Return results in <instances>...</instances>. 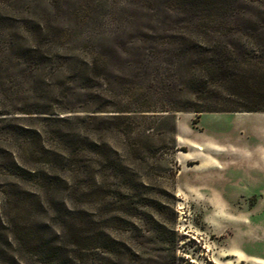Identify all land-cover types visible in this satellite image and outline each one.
<instances>
[{"label":"rangeland","instance_id":"374dc122","mask_svg":"<svg viewBox=\"0 0 264 264\" xmlns=\"http://www.w3.org/2000/svg\"><path fill=\"white\" fill-rule=\"evenodd\" d=\"M233 5L240 16L257 13L250 3ZM189 10L183 0H0V84H27L24 46L39 45L51 60L39 84H57L59 93L68 71L51 74L61 58L82 56L88 49L81 40L96 38L101 81L119 102L122 84H139L140 92L148 84L145 58L174 60L155 41L178 36ZM54 39L69 46L55 47ZM82 82L69 84L74 104L83 98ZM21 97L3 100L19 105ZM77 114L68 122L12 114L20 118L12 123L39 128L38 144L48 146L55 144L50 126L71 125L66 132L87 133L114 150L108 157L119 175L96 192L89 180H70L44 195L7 174L0 139V264H264V112L134 115L129 128L113 121L107 130L99 119L89 132ZM93 161L109 162L101 154Z\"/></svg>","mask_w":264,"mask_h":264},{"label":"trees","instance_id":"16d2710c","mask_svg":"<svg viewBox=\"0 0 264 264\" xmlns=\"http://www.w3.org/2000/svg\"><path fill=\"white\" fill-rule=\"evenodd\" d=\"M236 1L183 0L190 5L193 16L177 26L178 36H163L155 41L169 51L165 55L175 53L174 60L167 62L162 58L164 63H158L152 51L154 54L142 64L152 68L146 91L140 92L139 84H122L124 92L119 102L111 96V84L101 81L103 62L96 55V38L81 40L88 49L82 56L61 58V66L51 74L55 77L68 71L67 81L60 83L59 93L57 84L47 87L39 84V73L50 63V57L40 51L39 45L26 44L27 84L9 87L0 84V100L19 91L23 100L19 105L6 104L4 100L0 103V133L3 135L0 139L7 144L3 153L9 156L4 157L7 174L32 184L44 195L53 194V185H66L70 180H89L93 183L88 186L89 191L96 192L109 177L119 175L108 157L114 150L106 143L89 139L87 133L66 132L71 125L50 128L48 124L55 144H38L42 130L13 124L20 118L12 114L68 122L82 112L81 127L89 132L97 131L95 124L99 119L109 130L113 121L117 126L129 128L134 115L148 118L174 112H264V0H241L244 7L250 3L257 12H241V16L239 11L232 10ZM52 43L55 47L69 46L58 39ZM184 62L187 72L180 74ZM78 79L84 84L80 87L83 98L79 104H74L71 97L75 90L69 84ZM178 81L183 84H176ZM59 94L61 98L56 101ZM42 114L44 116H38ZM102 115L104 117L100 118ZM43 133L48 134L46 130ZM12 140L19 143L16 151L7 148ZM82 153H87L88 158ZM100 154L109 162H96L98 166H94L92 160Z\"/></svg>","mask_w":264,"mask_h":264}]
</instances>
